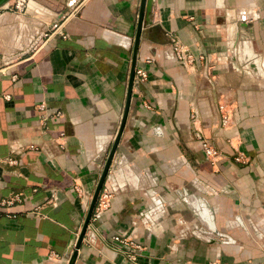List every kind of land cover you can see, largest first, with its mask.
I'll use <instances>...</instances> for the list:
<instances>
[{
	"label": "crops",
	"instance_id": "0c3cea01",
	"mask_svg": "<svg viewBox=\"0 0 264 264\" xmlns=\"http://www.w3.org/2000/svg\"><path fill=\"white\" fill-rule=\"evenodd\" d=\"M69 1L0 12V264H67L121 125L140 0ZM150 21L74 264H264V0H152Z\"/></svg>",
	"mask_w": 264,
	"mask_h": 264
},
{
	"label": "water",
	"instance_id": "95a60500",
	"mask_svg": "<svg viewBox=\"0 0 264 264\" xmlns=\"http://www.w3.org/2000/svg\"><path fill=\"white\" fill-rule=\"evenodd\" d=\"M11 1L12 0H0V10L7 8ZM74 1L75 0H70L67 3V5L71 6ZM151 4H152V0H140L138 17H137V24H136L137 32H136V36L134 38V45L132 48V57H131V62H130L129 78H128L127 94H126V104H125L124 113H123V116L121 119V125H120V128H119L117 134L115 135V137L113 139L111 147L109 148V150L106 153L105 162L103 164L102 172L100 174V177L96 183V186H95L94 191L92 193V196L90 198L89 205L87 208V212H86L82 227H81L80 232H79V234L76 238V241H75L74 250L72 251L71 255L69 256L67 264H74V262L77 258L78 250H79L81 243L85 237V233L87 231L92 212L96 206L100 192L103 188L104 182L107 178L108 172L112 166V163H113V160L115 157V153L117 150V146L119 143L121 133H122L123 128H124V124L126 121L127 112H128V108H129L131 91H132L134 78H135V71H136L138 43H139L141 35H147L149 31L155 30V28H153V29L151 28L149 30V28L146 27V25H149L151 23V21H150Z\"/></svg>",
	"mask_w": 264,
	"mask_h": 264
},
{
	"label": "built area",
	"instance_id": "2783aa9c",
	"mask_svg": "<svg viewBox=\"0 0 264 264\" xmlns=\"http://www.w3.org/2000/svg\"><path fill=\"white\" fill-rule=\"evenodd\" d=\"M29 1L30 0H16L15 4L10 8V11L15 13V14H23L27 10ZM35 32L38 35V30H35ZM47 33H48L47 31L43 30L41 32V35L38 36V38L30 36L31 41H32L31 45L35 46V45L43 44L44 39H46L48 37ZM22 35L23 34L20 33L19 37H21ZM169 39H170L172 51H173V54H174L176 60L179 61L183 66L192 65L194 62V58L192 57L191 54H189L187 51H185L183 49L179 40L174 36H170ZM135 74H136V76H139L142 78L145 77L144 72L141 70H136ZM13 77H15V76H13ZM219 109L221 111H223V113L221 115V126L225 127L230 123L231 113H229L228 110H225L224 106H222V105L219 106ZM195 137L199 140L201 148H202L205 156L208 159H213L218 155L217 150L212 146L211 142L208 139L203 138V136H201V132L199 130H196ZM29 148L33 149L34 147L29 146ZM243 159H244L243 154L237 152L236 156L234 157V160L236 162H243ZM110 196H111L110 190H108V189H102L101 190L98 201L96 203V206L92 212L88 227L89 226L92 227L93 223L99 217L102 209L108 205V199ZM12 199L8 200L7 203H11ZM37 209L38 208H35L33 212H37ZM112 240L115 242L123 244L127 249H129V251H131V250L137 251L139 249V246L136 243H134V241L122 238L119 235H114L112 237ZM133 255H134V253H133Z\"/></svg>",
	"mask_w": 264,
	"mask_h": 264
},
{
	"label": "rangeland",
	"instance_id": "374dc122",
	"mask_svg": "<svg viewBox=\"0 0 264 264\" xmlns=\"http://www.w3.org/2000/svg\"><path fill=\"white\" fill-rule=\"evenodd\" d=\"M11 8V7H10ZM0 12H1V10H0Z\"/></svg>",
	"mask_w": 264,
	"mask_h": 264
}]
</instances>
